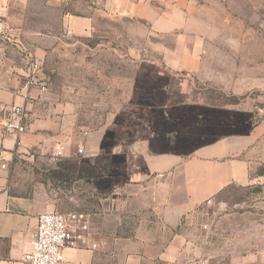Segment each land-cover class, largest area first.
<instances>
[{
	"label": "rangeland",
	"instance_id": "374dc122",
	"mask_svg": "<svg viewBox=\"0 0 264 264\" xmlns=\"http://www.w3.org/2000/svg\"><path fill=\"white\" fill-rule=\"evenodd\" d=\"M192 4L195 14L215 28V41L209 46L213 62L201 77L172 72L163 48L147 45L161 38L134 45L125 34L109 29L91 35L82 30L59 32L57 45L38 60L48 90L29 105L27 115L41 108L44 116H52L54 124L46 135L51 139L16 155L10 169L15 182H25L32 193L39 191L36 184H45L53 201L50 213H105L104 205L110 202L104 199L117 198L116 191H103L101 183L112 177L107 172L123 164L98 159L87 148L93 134L115 115L126 132L136 119L145 126V134L141 129L133 143L136 149L183 158L199 146L227 136L245 137L264 125V1ZM16 38L25 40L23 34L11 40L0 37V46L36 57L25 42L16 46ZM29 63L28 55L26 71ZM24 82L25 78L20 87ZM256 150L254 171L264 174V140ZM260 183L235 194L234 202L216 214L198 213L184 223L182 229L203 242L205 256L223 254L211 264H226V253L234 248L243 246L252 253L264 248V178Z\"/></svg>",
	"mask_w": 264,
	"mask_h": 264
},
{
	"label": "crops",
	"instance_id": "0c3cea01",
	"mask_svg": "<svg viewBox=\"0 0 264 264\" xmlns=\"http://www.w3.org/2000/svg\"><path fill=\"white\" fill-rule=\"evenodd\" d=\"M0 25L15 36L22 32L25 40L13 41L18 47L22 41L26 49L27 45L34 48L39 61L48 47L57 45L59 32L71 35L82 30L91 35L109 29L125 34L134 45V41L161 38L147 45L163 48L164 62L172 72L201 77L207 63L213 62L209 46L215 41V28L195 14L192 0H0ZM29 54L0 46V103H24L15 98V92L25 78ZM44 115L41 108L31 109L25 120L26 134L0 138V151L11 159L9 169L0 170L3 264H27L24 257L31 250L37 219L53 206L45 184H36L39 191L32 193L25 182H15L10 169L16 155L50 141L46 135L54 121ZM116 117L93 134L87 148L98 159L107 157L123 164L114 173L107 172L112 177L101 183L103 191H116L117 198L104 199L110 202L104 205L107 212L91 214L86 244L67 249L64 264H195L207 257L203 242L182 229L184 223L198 213L216 214L235 194L261 184L264 174L256 173L254 167L264 125L245 137L227 136L199 146L183 158L136 149L133 143L141 129L145 134V126L136 119L126 132ZM6 120L7 113L0 111V125ZM137 160L142 164L136 166ZM226 254V264H264V248L252 253L242 246ZM222 255L208 256L210 263Z\"/></svg>",
	"mask_w": 264,
	"mask_h": 264
},
{
	"label": "built area",
	"instance_id": "2783aa9c",
	"mask_svg": "<svg viewBox=\"0 0 264 264\" xmlns=\"http://www.w3.org/2000/svg\"><path fill=\"white\" fill-rule=\"evenodd\" d=\"M70 2L71 0H66ZM15 33L0 25V37L11 40ZM22 35V32L19 33ZM22 44V41H20ZM30 65L25 75V82L15 93V98L24 103H13L6 106L0 103V111L7 113V120L0 125V138L6 136H20L26 133L25 120L30 104L36 101L47 89V82L43 78L42 65L38 59L29 54ZM38 91V94H35ZM17 145H21L18 140ZM11 159L6 152L0 151V170H8ZM91 214L86 213H45L37 219V229L31 243V250L24 261L27 264H64L67 249L80 248L86 244V233L90 229ZM94 247V246H93ZM95 248V247H94ZM0 264H3L0 259ZM195 264H211L210 258L202 257Z\"/></svg>",
	"mask_w": 264,
	"mask_h": 264
}]
</instances>
